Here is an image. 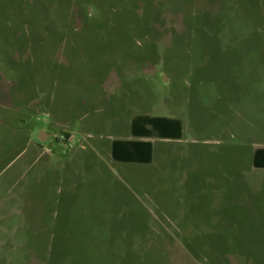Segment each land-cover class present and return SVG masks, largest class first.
I'll return each mask as SVG.
<instances>
[{"label": "rangeland", "instance_id": "obj_1", "mask_svg": "<svg viewBox=\"0 0 264 264\" xmlns=\"http://www.w3.org/2000/svg\"><path fill=\"white\" fill-rule=\"evenodd\" d=\"M256 149L264 0H0V264H264Z\"/></svg>", "mask_w": 264, "mask_h": 264}, {"label": "trees", "instance_id": "obj_2", "mask_svg": "<svg viewBox=\"0 0 264 264\" xmlns=\"http://www.w3.org/2000/svg\"><path fill=\"white\" fill-rule=\"evenodd\" d=\"M130 133L136 140H114L112 157L120 163L150 164L153 144L141 139L178 140L182 135V124L177 119L165 117L137 116L130 125ZM255 169L264 170V149H256L252 156Z\"/></svg>", "mask_w": 264, "mask_h": 264}, {"label": "water", "instance_id": "obj_3", "mask_svg": "<svg viewBox=\"0 0 264 264\" xmlns=\"http://www.w3.org/2000/svg\"><path fill=\"white\" fill-rule=\"evenodd\" d=\"M46 136V135H45Z\"/></svg>", "mask_w": 264, "mask_h": 264}]
</instances>
